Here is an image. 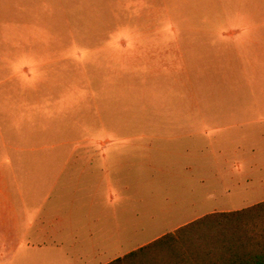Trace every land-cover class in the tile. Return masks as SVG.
I'll use <instances>...</instances> for the list:
<instances>
[{
    "label": "rangeland",
    "instance_id": "374dc122",
    "mask_svg": "<svg viewBox=\"0 0 264 264\" xmlns=\"http://www.w3.org/2000/svg\"><path fill=\"white\" fill-rule=\"evenodd\" d=\"M263 199L264 0H0V264Z\"/></svg>",
    "mask_w": 264,
    "mask_h": 264
},
{
    "label": "trees",
    "instance_id": "16d2710c",
    "mask_svg": "<svg viewBox=\"0 0 264 264\" xmlns=\"http://www.w3.org/2000/svg\"><path fill=\"white\" fill-rule=\"evenodd\" d=\"M106 264H264V200L206 213Z\"/></svg>",
    "mask_w": 264,
    "mask_h": 264
},
{
    "label": "crops",
    "instance_id": "0c3cea01",
    "mask_svg": "<svg viewBox=\"0 0 264 264\" xmlns=\"http://www.w3.org/2000/svg\"><path fill=\"white\" fill-rule=\"evenodd\" d=\"M264 200V199H263ZM259 202V201H258ZM255 203H257V202H255ZM252 205V204H251ZM250 206V205H249ZM247 207V206H246ZM244 208V207H243ZM241 209V208H240ZM238 210V209H237ZM213 211H231V210H226V209H218V210H212V211H210V212H213ZM210 212H207V213H210ZM206 214V213H205ZM198 218V217H197ZM196 219V218H195ZM192 220H194V219H192ZM192 220H189L188 222H190V221H192ZM188 222H185V223H183V224H186V223H188ZM183 224H180L179 226H181V225H183ZM179 226H176V227H174L173 228V230H175L176 228H178ZM173 230H171V231H173ZM170 232V231H169ZM161 235H163V234H161ZM161 235H159V236H161ZM159 236H157V237H159ZM157 237H155V238H157ZM155 238H153L152 240H154ZM152 240H150V241H152ZM150 241H148V242H150ZM148 242H146V243H148ZM146 243H144V244H146ZM144 244H138L135 248H133V249H131V250H129V251H127V252H124L123 254H120L119 256H117V257H121V256H123L124 254H126V253H128V252H130V251H132V250H134V249H136V248H138V247H140V246H142V245H144ZM116 256L115 257H111V258H108V259H106V260H102V262H103V264H106V263H108V262H110V261H112L113 259H115V258H117ZM99 262H101V261H99ZM98 264V263H97Z\"/></svg>",
    "mask_w": 264,
    "mask_h": 264
}]
</instances>
